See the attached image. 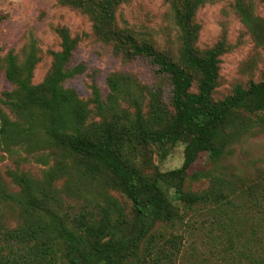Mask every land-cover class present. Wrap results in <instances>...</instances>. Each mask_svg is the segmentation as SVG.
<instances>
[{
    "label": "trees",
    "instance_id": "16d2710c",
    "mask_svg": "<svg viewBox=\"0 0 264 264\" xmlns=\"http://www.w3.org/2000/svg\"><path fill=\"white\" fill-rule=\"evenodd\" d=\"M58 1L85 15L94 37L123 63L149 68L154 79L111 71L105 97L95 76L89 97H80L64 84L86 70L83 62L70 64L78 37L65 25L54 27L59 49L49 51L50 66L37 83L33 38L19 51L0 49V73L12 85L0 95V160L18 147L38 151L46 165L41 178L18 167L5 169L10 182L0 173V264H171L178 235L157 245L158 223L181 222L199 206L241 207L235 198L248 207L240 220L264 218V169L236 181L240 187L213 172L235 143L264 132V70L214 96L228 44L223 31L211 46L198 47L197 11L206 0H163L178 30L174 53L118 22V9L131 0ZM233 9L264 42V18L254 14L253 0H234ZM6 17L0 12V22ZM177 143L184 145L181 165L162 171L159 161ZM202 152L211 167L189 173ZM206 178L202 190L185 187L188 179ZM63 194L84 204L71 212ZM262 252L254 264H264Z\"/></svg>",
    "mask_w": 264,
    "mask_h": 264
},
{
    "label": "rangeland",
    "instance_id": "374dc122",
    "mask_svg": "<svg viewBox=\"0 0 264 264\" xmlns=\"http://www.w3.org/2000/svg\"><path fill=\"white\" fill-rule=\"evenodd\" d=\"M254 14L264 18V0H253ZM234 0H206L197 11L200 31L197 45L206 48L214 44L225 31L228 49L220 56L219 79L214 96L222 98L229 94L236 83L246 84L249 79L257 80L264 70V42L255 40L247 31L233 9ZM0 12L7 17L0 22V49L4 54L9 49L19 51L31 38L40 49V61L34 70L33 82L41 81L50 66V50L59 49V38L54 27L65 25L72 36L78 37L70 64L83 62L86 70L72 79L65 81V86L73 87L78 95L87 98L90 95L89 83L96 77L101 87L102 97L106 96L105 77L111 71L121 70L135 73L142 81L150 83L153 75L149 68L139 63H123L115 56L110 46L97 40L91 32V23L85 15L69 9L58 0H0ZM121 25L138 30L142 37L151 38L173 53L178 45V30L166 2L163 0H131L117 12ZM12 85L0 73V95L10 90ZM233 151L214 174L224 180L236 181L255 176L264 169V132L255 133L234 144ZM182 143H177L167 156L159 161V168L170 170L179 167L183 160ZM17 149V150H16ZM37 152H27L15 147L10 152H3L0 160V173L7 167H18L35 178H41L46 167ZM208 154L202 152L190 167V172L210 168ZM49 161H53L52 157ZM208 179L187 180L185 187L199 191L207 187ZM61 185V180L57 186ZM14 188V187H13ZM117 198L122 197L111 190ZM118 199V200H120ZM120 200V201H121ZM238 207H224L215 211L213 206H199L187 209L184 219L173 224L158 223L153 233L157 245L165 243L167 237L177 234V251L171 264H254L263 259L264 218L254 215L251 220H240L246 207L242 200L235 198ZM84 204L82 198L63 194V205L71 212H76ZM227 210V213L225 212ZM229 212L236 215L231 219ZM255 230V232H254ZM162 233L159 237L157 233ZM170 246L166 244V249ZM250 253L253 258L250 261Z\"/></svg>",
    "mask_w": 264,
    "mask_h": 264
}]
</instances>
